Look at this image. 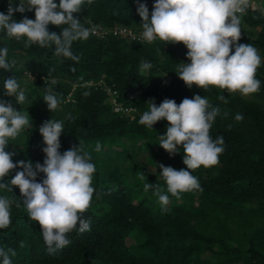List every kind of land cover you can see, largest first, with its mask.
Returning <instances> with one entry per match:
<instances>
[{
    "label": "trees",
    "instance_id": "obj_1",
    "mask_svg": "<svg viewBox=\"0 0 264 264\" xmlns=\"http://www.w3.org/2000/svg\"><path fill=\"white\" fill-rule=\"evenodd\" d=\"M7 2L10 0H0V5ZM55 2L59 4V0ZM139 2L145 3L151 14L156 0ZM74 15L84 26V18L105 26L122 24L142 28L143 23L136 0H86L81 13ZM48 28L57 34L62 31L54 25ZM258 28L260 31L251 43L264 58V18L259 14L241 17L239 43L250 42L243 32L252 36ZM0 47L8 48L9 62L15 61L11 72L0 69V100L10 102L17 110L24 108L33 122V127L25 128L18 137L9 140L6 151L15 152L13 162L30 160L33 166L43 164L46 145L39 128L54 117L65 123L60 137L61 154L73 146L79 147L81 141L96 165L95 193L90 208L83 213L90 222V231L81 234L73 230L68 234L70 244L55 254H49L39 224L29 218L19 188L14 193L0 189V196L13 198L11 225L0 229V247L12 248L17 253L12 264H205L200 259L205 252L214 255L212 264H264L262 63L256 74L261 82L260 90L249 100L239 92L226 96L227 91L219 88L207 91L195 85L189 88L176 74L177 65L187 61L188 49L181 44H139L90 36L72 45L78 62L56 56L54 47H25L24 39L9 38L3 31H0ZM153 54L163 62H155ZM142 60L151 62L153 68L141 72ZM25 73L37 77V81L25 91L26 102L19 105L14 97L6 95L4 80L15 76L22 85ZM101 77L107 84H114L122 96L141 91L136 100L128 102L136 108L134 120L112 113L102 92L81 86L84 81ZM73 85H77L73 92L75 102L62 103L54 113L50 111L43 101L46 88L51 87L65 101ZM86 91L87 96L83 95ZM195 95L207 97L213 106L220 107L221 114L214 121L210 135L213 139L223 136L225 151L216 166L200 167L192 172L202 191L182 193L179 199L170 196L167 211H162L153 192L143 189L148 180L141 181L135 168L126 169L123 164L134 158L143 145L152 157L161 156L162 165L186 169L182 147L176 155L153 152L156 146L162 151L158 146L159 135L166 134L168 121L161 120L151 129L139 124V119L148 110L146 104L150 100L154 99L157 106L165 99L175 100L179 105L184 98L192 99ZM220 95L227 98V103L218 99ZM224 112L228 113L226 117ZM237 113L244 116L242 121L235 120ZM97 142L101 145L99 152L95 150ZM17 171L22 169L13 170L5 180H10ZM141 171L149 177L145 168L138 172ZM44 178V174H39L38 182ZM148 182L165 184L163 179Z\"/></svg>",
    "mask_w": 264,
    "mask_h": 264
},
{
    "label": "clouds",
    "instance_id": "obj_2",
    "mask_svg": "<svg viewBox=\"0 0 264 264\" xmlns=\"http://www.w3.org/2000/svg\"><path fill=\"white\" fill-rule=\"evenodd\" d=\"M85 2L86 0H59L57 4L55 0H20L18 6H13L10 0L8 13H0V31L18 41L24 39L25 47H54L56 56L78 62L79 57L72 51L73 43L94 37L92 34L95 29L88 27L87 20L99 23L84 18L85 27L81 19L74 15L81 13ZM136 2L138 14L143 20L142 28H139L142 29L140 35L148 42L144 44H152L159 39L163 41L160 43L167 45L182 43L188 49L187 59L191 63L178 64L176 74L189 88L193 85L205 91L219 88L228 93L239 92L245 96L260 90L261 82L256 74L262 63L261 55L252 44L239 43L242 32L241 17L250 6L249 0H156L151 14L145 3H140L139 0ZM33 10L35 20L27 16L20 21L14 19L16 12L23 14ZM50 24L61 27V33L50 32ZM14 65V60H8V48L0 47V69L11 72ZM152 68L151 62H140L141 72H148ZM25 75L32 76L28 73ZM100 80L107 86L114 85L107 84L105 78L101 77L98 80L84 81L81 86L102 92L112 111L108 95L97 85ZM76 86H72L65 101L51 87H47L43 101L54 113L62 103L75 102L73 92ZM3 87L6 95L14 97L19 105L26 102L25 89L15 76L4 80ZM135 92L141 94L140 90H136L122 96L118 91L119 100L124 102V106L134 108L128 102L136 100L139 95L131 100L127 97ZM83 95L87 96L89 93L86 91ZM218 99L227 103L224 95L218 96ZM146 105L148 110L142 113L139 124L153 129L157 122L168 121L166 134L159 135V146L170 155L178 154L181 147L184 152L183 163L186 169L176 170L162 164L158 166L159 175L165 182L163 186L149 183L143 171L137 172L141 181H147L143 184L144 191L151 190L162 211H167L170 196L179 199L182 193L202 191L198 178L192 174L194 170L219 163V156L225 151V141L223 136L213 139L210 129L221 114V109L213 106L207 97L202 98L200 95H195L192 99L184 98L179 105L171 99H165L159 106L153 99ZM134 109L133 119L125 114L112 113L131 121L137 115L136 108ZM227 115L224 112V116ZM30 118L29 112L17 110L10 102L0 100V189L14 193V189L19 188L29 218L39 224L49 254H55L57 250L70 244L68 234L73 230L81 234L90 231V222L83 213L90 208L95 193L93 176L96 165L92 162L91 155L83 149L81 141L79 147L73 146L61 154L60 137L65 123L54 117L39 128L46 145L43 148L46 157L43 164L36 163L33 166L30 160L14 163L15 152L6 151L9 140L18 137L25 128L33 127ZM67 118L72 119L71 116ZM243 119L242 114H236L235 120ZM95 150H101L99 142ZM17 168L22 171H17L6 181L5 177H10ZM41 173L45 178L38 182L37 178ZM12 204V197L0 196V229L11 225ZM23 246L21 242L20 247ZM16 254L12 248L0 247V264H12V257Z\"/></svg>",
    "mask_w": 264,
    "mask_h": 264
},
{
    "label": "rangeland",
    "instance_id": "obj_3",
    "mask_svg": "<svg viewBox=\"0 0 264 264\" xmlns=\"http://www.w3.org/2000/svg\"><path fill=\"white\" fill-rule=\"evenodd\" d=\"M19 2L20 0H13L11 1V3L13 4V6H18L19 5ZM9 4L10 2H7L5 4H1L0 6V13H4V14H7L8 13V8H9ZM27 16V18L29 19H32V20H35V10L33 11H30V12H25V13H20V12H16L14 14V19H16L17 21H20V20H23L24 17ZM51 25V24H50ZM55 26V25H54ZM260 31V28L256 29L254 32H253V35L252 36H249L248 33L246 32H243V35L244 37L250 41V42H242L241 44H252L251 42L254 41V39L256 38V35L259 33ZM84 41V40H82ZM78 42H81V41H78ZM233 51H234V47H233ZM260 53V52H259ZM261 55V54H260ZM153 56L155 57V62H159V63H162L163 62V59L160 58L159 56L157 55H154ZM178 57L180 58L181 57V53L178 54ZM262 58V64L264 65V58L261 56ZM17 59V61L21 62V59L19 57L15 58ZM191 63L190 60L187 59L186 63L185 64H189ZM37 81V78L34 77V76H26V78H24V84L21 85L22 88L25 89V91H28L31 87H33V83H35ZM238 93V92H236ZM226 96H229L228 95V92H226L225 94ZM245 98L251 100L253 99V94H250V95H247L245 96ZM13 107L15 109H17L14 105ZM26 111L24 108L21 109V111ZM135 147H136V144L134 143L133 144ZM159 146V145H158ZM145 146H141V149L137 150L135 152V156L134 158H129V160L127 162H125L123 165H124V168L128 167V168H135V170L138 172L141 168H145L146 169V173L149 175V177H147V180L149 181H161L163 178L160 177L159 175V165L162 164V159H161V156H156V157H152L151 154L147 151L144 150ZM155 148V147H154ZM135 151V150H134ZM154 153L156 154H159L161 155L159 152H162V153H166V154H169L166 150H164L162 148V151H160V148H158L156 146L155 150L153 151ZM153 158V160H152ZM127 169V168H126ZM196 201V200H195ZM194 205H197V202H194ZM232 229L233 231H235V227L232 226ZM239 237V235H238ZM241 240V239H240ZM129 244L132 243L131 240H129ZM214 250H216V248H214ZM201 262L202 263H205V264H212L215 259H214V255H212L210 252H205L203 254H201Z\"/></svg>",
    "mask_w": 264,
    "mask_h": 264
},
{
    "label": "built area",
    "instance_id": "obj_4",
    "mask_svg": "<svg viewBox=\"0 0 264 264\" xmlns=\"http://www.w3.org/2000/svg\"><path fill=\"white\" fill-rule=\"evenodd\" d=\"M249 5H250L249 8L242 15V17L248 14H259L262 18H264V1L249 0ZM86 23L88 24L89 28L95 29L92 36L99 38V39H105L108 37H112L115 39L124 40L128 42H134V43H140V44L148 43L141 38L140 34L142 32V29H139L136 27H128L124 25H114L111 27H106L100 23H94L89 20H87ZM154 42H163V41L157 39ZM97 85L102 90H104L106 94L108 95V101L114 113L123 114V115L125 114V116H128L130 119L134 118L135 109L132 107L124 106V102H121L119 100V93L117 89H115L114 85L107 86L105 85L103 80H100V82ZM138 95H139V92H135L132 95L129 94L127 99L131 100L133 98H137Z\"/></svg>",
    "mask_w": 264,
    "mask_h": 264
}]
</instances>
